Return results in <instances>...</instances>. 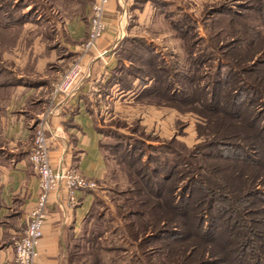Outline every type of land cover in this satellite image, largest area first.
I'll list each match as a JSON object with an SVG mask.
<instances>
[{"label": "trees", "instance_id": "1", "mask_svg": "<svg viewBox=\"0 0 264 264\" xmlns=\"http://www.w3.org/2000/svg\"><path fill=\"white\" fill-rule=\"evenodd\" d=\"M154 2L184 41L185 63L178 55L168 61L144 37L129 35L117 47L110 81L128 90L138 80L139 95L158 104L194 105L203 114L197 123L203 141L183 160H161L154 166H137L138 153L131 150L129 166L137 177L129 179L132 195L120 204L121 213L130 220L133 236L155 241L157 258L148 264H264V0H222L218 10L206 7L205 20L210 14L230 16L222 25L213 18L208 35L200 38L189 23L179 25L170 9L173 2ZM240 4L244 11L233 8ZM23 8L16 4V12L0 22V37L8 41L0 44V99L18 81L2 54L19 38L28 18ZM216 51L221 56L212 66ZM244 94L250 96L244 99ZM115 121L125 123L121 116ZM98 129L108 134L104 125ZM101 145L104 149L106 142ZM77 239L69 264H107L100 246L85 252L78 263L73 250ZM91 255L92 260L86 257Z\"/></svg>", "mask_w": 264, "mask_h": 264}, {"label": "crops", "instance_id": "2", "mask_svg": "<svg viewBox=\"0 0 264 264\" xmlns=\"http://www.w3.org/2000/svg\"><path fill=\"white\" fill-rule=\"evenodd\" d=\"M45 2L52 14L28 16L17 44L3 55L12 62L18 81L0 102V264H14L15 237L36 203L39 176L30 153L37 126L44 124L54 166L74 165L97 185L107 182L109 161L101 145L105 136L98 126L109 109L122 115V97L133 100L139 91L138 80L128 90L110 81L118 63L117 47L126 36L140 35L157 49L156 38L167 35L154 28L162 14L154 0H108L107 29L96 48L84 50L91 0ZM77 59L82 77L70 91L54 97L55 82ZM95 197V188L78 190L75 202L65 187L49 193L36 264H69L70 248Z\"/></svg>", "mask_w": 264, "mask_h": 264}, {"label": "rangeland", "instance_id": "3", "mask_svg": "<svg viewBox=\"0 0 264 264\" xmlns=\"http://www.w3.org/2000/svg\"><path fill=\"white\" fill-rule=\"evenodd\" d=\"M221 1L200 0V3H197L194 0H175L170 9L174 13L173 16L180 22L179 25L189 23L192 34L195 38H200V36L208 35L213 18L220 20L221 25L225 24L229 18L230 13L224 14L225 16L210 14L208 16L211 17L205 20V8L209 9L213 6V10H218L222 4ZM21 3L26 16L34 17L39 13L43 16L52 14L50 4L45 0H0V5H2L0 22L7 21V15L14 11L16 4ZM242 4L233 6V8L244 11L241 8ZM20 11L21 9L18 12ZM184 13H188V16H185ZM159 16L154 28L166 31L167 35L156 38L154 42L158 47L157 50L164 54L168 61H172L174 56L178 55L179 61L185 63L184 41L175 36L176 29L168 19H165V15L162 13ZM1 38L3 37H0V44L7 45L8 41ZM13 46L9 44L2 55H5L4 52ZM217 52H213L212 66L218 63V56H221L220 52ZM209 53L212 52L208 50L207 54ZM222 59L223 62H228L225 57ZM3 61L10 66L9 68H13L12 62L11 64L7 63L6 58ZM211 62L209 61L208 65ZM204 70L203 67L201 72ZM223 70L226 71V67ZM7 71L8 69L4 67V73ZM5 74L3 78L7 77ZM137 92L136 98L133 100L129 97L126 99L122 97V102L119 104V108H124L122 115H113V109H109L102 117L103 125L108 133L104 135L106 142L104 151L109 161V179L95 187L94 204L86 217L83 230L78 236V244L73 246V250L78 252V256H76L78 263L85 259L83 254L92 251L93 246L103 248L100 250V254L107 264H111L113 259H115V264H141V262L148 264V260H155L157 255L154 256V252H152L156 246L155 241L133 236L130 233V227H128L130 220L121 213L119 207L120 204L125 203L128 196L132 195L127 192L130 187L129 179L137 177L135 170L132 171L129 166V162L134 161L133 156L129 153L136 148L137 166L141 162L154 166L161 160L171 162L173 159L176 160L175 158L183 160L188 156L190 149H194L198 143L203 141L197 130V123L203 120V114L193 109L194 105L176 102L175 104L181 106L178 108L177 105L173 106L170 102L158 104L143 95L138 97L139 91ZM249 96L250 94H244V99ZM2 100L0 99V102ZM111 106L113 107V104ZM116 116H121L125 123L117 124ZM137 123H139L138 128L134 126ZM172 137L174 139H171ZM134 141H137L135 146H133ZM223 150L225 153L228 152V149ZM179 168H183L182 163ZM86 257L92 260L93 255Z\"/></svg>", "mask_w": 264, "mask_h": 264}, {"label": "built area", "instance_id": "4", "mask_svg": "<svg viewBox=\"0 0 264 264\" xmlns=\"http://www.w3.org/2000/svg\"><path fill=\"white\" fill-rule=\"evenodd\" d=\"M108 0H92L88 35L82 44L84 50L96 48L98 39L107 29L106 6ZM83 67L80 59L75 60L55 82L54 97L62 92L70 91L82 77ZM51 107L47 113L53 111ZM30 161L39 176V191L36 203L28 211L26 226L14 240V264H36L39 244L44 232L47 216V200L51 191L60 187L68 190L71 201H76V193L82 188H95L97 182L84 175L74 165L56 167L51 162L46 129L43 123L36 128Z\"/></svg>", "mask_w": 264, "mask_h": 264}]
</instances>
